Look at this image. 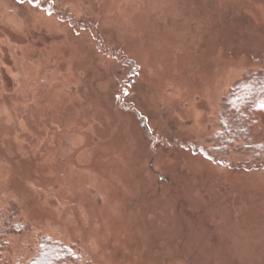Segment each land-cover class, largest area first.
Wrapping results in <instances>:
<instances>
[{
	"label": "rangeland",
	"instance_id": "obj_1",
	"mask_svg": "<svg viewBox=\"0 0 264 264\" xmlns=\"http://www.w3.org/2000/svg\"><path fill=\"white\" fill-rule=\"evenodd\" d=\"M260 76L264 0H0V264H264Z\"/></svg>",
	"mask_w": 264,
	"mask_h": 264
},
{
	"label": "trees",
	"instance_id": "obj_2",
	"mask_svg": "<svg viewBox=\"0 0 264 264\" xmlns=\"http://www.w3.org/2000/svg\"><path fill=\"white\" fill-rule=\"evenodd\" d=\"M233 93L227 113H230L228 117H231L238 128L231 127V120L227 118L225 126L227 129L230 128L227 132L231 135L229 141L245 136L244 138L251 144L255 142L259 147L264 146V77L242 81L234 88ZM79 262L80 256L76 255L71 247L61 241L45 238L37 256L30 264H79Z\"/></svg>",
	"mask_w": 264,
	"mask_h": 264
},
{
	"label": "water",
	"instance_id": "obj_3",
	"mask_svg": "<svg viewBox=\"0 0 264 264\" xmlns=\"http://www.w3.org/2000/svg\"><path fill=\"white\" fill-rule=\"evenodd\" d=\"M35 3H39V1L35 2ZM206 156H208V153L207 152H204Z\"/></svg>",
	"mask_w": 264,
	"mask_h": 264
}]
</instances>
